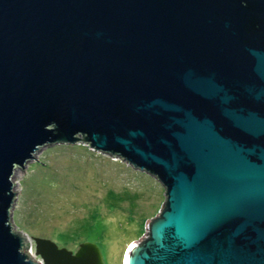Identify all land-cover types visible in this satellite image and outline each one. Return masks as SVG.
Returning a JSON list of instances; mask_svg holds the SVG:
<instances>
[{
    "label": "water",
    "instance_id": "water-1",
    "mask_svg": "<svg viewBox=\"0 0 264 264\" xmlns=\"http://www.w3.org/2000/svg\"><path fill=\"white\" fill-rule=\"evenodd\" d=\"M82 145L164 200L123 264H264V0H0V264L16 169ZM41 264H103L31 237Z\"/></svg>",
    "mask_w": 264,
    "mask_h": 264
},
{
    "label": "rangeland",
    "instance_id": "rangeland-1",
    "mask_svg": "<svg viewBox=\"0 0 264 264\" xmlns=\"http://www.w3.org/2000/svg\"><path fill=\"white\" fill-rule=\"evenodd\" d=\"M14 172L11 223L27 239L50 240L71 252L95 244L103 264H123L164 200L158 182L124 162L82 145H53Z\"/></svg>",
    "mask_w": 264,
    "mask_h": 264
},
{
    "label": "bare ground",
    "instance_id": "bare-ground-1",
    "mask_svg": "<svg viewBox=\"0 0 264 264\" xmlns=\"http://www.w3.org/2000/svg\"><path fill=\"white\" fill-rule=\"evenodd\" d=\"M13 185H14V183H13ZM13 189H14V186H13ZM13 189H12V191H13Z\"/></svg>",
    "mask_w": 264,
    "mask_h": 264
}]
</instances>
